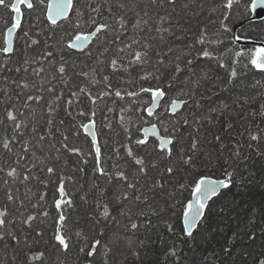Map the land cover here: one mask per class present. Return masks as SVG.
<instances>
[{"label":"trees","instance_id":"trees-1","mask_svg":"<svg viewBox=\"0 0 264 264\" xmlns=\"http://www.w3.org/2000/svg\"><path fill=\"white\" fill-rule=\"evenodd\" d=\"M160 1L157 0L154 4L152 0H76L71 20L76 21V13L82 12L84 15L80 23L83 30L91 29L92 26L86 23L90 17L95 19L99 17L104 22H111L109 31L103 34L107 37L106 46L109 48L106 56L101 57L105 60L103 65L95 62L100 48L92 47L91 57L67 50L60 40L64 33L50 31L41 12L38 16L42 19L38 21L35 17L30 30L33 38L37 32L40 33L37 35L39 43L26 47L24 43L26 39L22 36L19 40L23 43L22 48L18 49L16 55L6 59L9 77L6 84H0V89H3L0 91V120L4 121L0 124V169H3L0 171V210L7 209L9 215H13L18 221L11 223L8 216L5 229H0V232L5 234V238L0 240V264H60L61 261L63 264H89L90 260L96 261L97 255L103 256V248H98L97 255L92 258L78 251L79 247H85L87 252L94 239H100L102 245L106 244L104 239H107V236H100V231L94 232L87 226L82 221L81 213L82 207L87 205L94 212L97 202L102 205L108 202L112 195V187L103 176L95 172L91 138L79 128L81 123L87 122L88 117L79 115V112L84 111L86 114H90L92 110L96 112L94 119L99 126V143L106 149L105 157L101 156V165L107 171H114V164L133 169L138 166L126 156L122 147L129 143L126 128L131 130L135 139L138 134L137 126L142 124L141 117L154 121L139 110L145 106L144 101L149 99L148 94L129 97L125 93L138 91L141 86L166 87L168 83L175 84L173 94L177 100L180 97L189 100L184 104L183 112L187 104L190 102L191 104L185 113L181 111L176 116L165 111L167 105L162 104L163 110L156 121L160 123L161 128L167 127L172 130L175 127L176 132L182 125L184 132L177 136L179 137L177 144L185 155L191 154L188 149L193 138L199 141L197 147H200L203 153H195L199 167L196 176L207 175L213 172V169H218L224 178L226 171L236 168L234 181L241 177L256 181L254 187L248 184L244 191L234 183L230 192L222 193L216 198L211 204L212 212L206 215L199 232L194 234L195 240L184 237L182 223L175 212L165 214L163 217L164 213L159 207L154 206L153 200L147 205L140 204L145 215H137L141 210L133 209V204L136 203L129 206V202L123 205L111 202L109 207L112 215L109 221L116 220L118 227L109 234L108 241L116 249L123 247V252H115L113 259H109L108 253V264H114L115 261H118L117 264H261L264 261V181H262L264 173L255 171L253 166L244 160L242 151L240 158L234 155L237 149L240 151L243 143L264 151L262 145L264 139L257 146L249 136L251 132L264 137V115L261 114L264 106V73L257 72L250 65L244 68L246 60L242 59L240 64L234 63L235 51L230 47L232 43L230 38L233 34L224 33L219 26L224 11L221 7L223 0L183 1L182 5H188L187 8L183 7L188 19L185 16L176 17V13L165 3L160 7ZM120 4L124 7H120ZM93 9H98V12H94ZM41 10L45 9L41 7ZM240 12L244 17H249V13L246 15L242 8ZM121 18L125 21L124 28L119 25ZM240 18L237 17L234 21ZM10 19L11 17L6 14L0 15V39H3L6 22ZM145 20L147 24L143 23ZM191 20L197 34L201 27L206 26L207 39L213 43L202 46L196 44V39H189ZM137 21H140V27H136ZM234 21L226 23H230L232 28ZM157 28L161 31L157 32ZM163 29H171L172 34L169 35ZM243 32L264 41V21L248 24V28ZM133 39L140 41V44H133V48L138 51H144V45L149 46L146 50L148 59L151 58L152 62L127 67V53L131 49H125L123 53H118L117 49L124 47L125 44H132ZM218 40L222 43H215ZM101 44L105 45V41L102 40ZM204 47L212 51L218 60L197 58V53ZM252 47V44H248L246 51L253 49ZM46 52H52V55L41 59ZM121 57H124L121 62L125 64L127 70L121 68L113 72L108 66L110 60L112 58L119 60ZM188 59H192L191 65L186 64ZM25 61L29 63L26 65ZM174 61L180 64L182 71H175ZM61 63H64L66 69L63 76L58 72ZM221 63L224 67L220 66ZM17 67H20L21 71L16 72ZM25 67L27 71H24ZM41 67L43 71L39 75L34 74V70ZM231 67L236 68L238 75L232 84L225 88ZM205 72L208 74L207 79L202 78ZM80 73H88V76ZM150 73L158 75L160 79L158 81L140 79L141 76ZM105 75L110 78L112 91L120 90L124 99L111 95L98 100L93 106L85 94H79V89L84 87L93 95L107 90L103 81ZM163 75H166V83L162 82ZM24 82L29 84V88L20 86ZM49 88L53 91L49 92ZM73 92L78 93V96L74 97ZM58 94H62V98L53 104L52 101ZM29 96H41L43 99L39 102L28 101ZM68 100H72L73 103L68 105ZM50 104L53 108L51 114ZM6 108L15 110L17 122L21 123L19 130L14 129L12 122L6 120L4 111ZM178 120L181 121L180 124L177 123ZM185 120L188 121L187 124L184 123ZM42 123H45V127L41 132L39 127ZM33 128L36 129L35 132ZM77 131L81 134L76 135ZM13 136L16 139L10 145L12 151L8 152L3 148V141L5 137L11 139ZM41 136L44 139H41ZM64 136L68 139L64 140ZM25 141L29 149L27 153L23 152L22 147ZM65 143L69 147L79 148L81 154L68 152L63 147ZM131 146L138 154L146 156V152H140L134 143ZM117 149L122 159H117ZM20 156H23V159L16 164ZM260 158L264 161V157ZM209 161L212 162L211 165ZM12 167L17 169L16 179L7 175ZM48 167H53L56 174L49 175L46 171ZM175 167L178 169L180 165L177 163ZM161 171L162 169L155 176L141 181V189L145 195L151 193L148 192V187L154 179L164 178L163 182L168 181L171 188L178 183L190 184L193 179L189 174L178 172L175 178L169 181L166 176L160 175ZM252 172H255V178L250 175ZM25 175H29L30 179L24 180ZM59 176H63L65 189L73 201V207L63 209L68 216L66 234L72 237L73 242L71 251L67 254L52 246L55 244L52 236L58 218L53 198L54 195L57 198L59 195L55 191ZM42 181H47V184ZM100 189L104 190L102 196ZM8 191L14 196L11 202L7 200ZM82 196L86 197L87 203L81 199ZM189 196L190 188L186 189L179 199L184 201ZM215 203L217 205L213 207ZM118 208L125 212V215H121L116 210ZM129 209L130 217L127 215ZM44 211H48V217L42 215ZM153 211L155 214H152ZM29 215L36 216L32 227L21 222ZM132 222L138 224L136 230L130 229ZM168 224L173 225L174 233L168 232ZM37 230L43 232L42 237L36 236ZM75 231H83L88 243L77 240ZM9 232L12 235H9ZM13 236L16 239H13ZM17 240L20 243H17ZM107 246L111 250L115 249L113 246ZM173 247L177 249V257H171L169 254ZM39 251L45 252L44 261H31L30 256ZM186 252H190V255H186Z\"/></svg>","mask_w":264,"mask_h":264},{"label":"snow or ice","instance_id":"snow-or-ice-1","mask_svg":"<svg viewBox=\"0 0 264 264\" xmlns=\"http://www.w3.org/2000/svg\"><path fill=\"white\" fill-rule=\"evenodd\" d=\"M155 4L157 0H152ZM164 0H161L160 7H163ZM166 3L173 8L178 3V0H166ZM120 7H124L123 4L119 5ZM43 7L45 9L44 19L47 21L48 29L62 31L64 33L61 36L60 40L64 44V47L69 50H75L78 53L86 54L88 56H92V47L100 48L99 56L95 57V62L97 64L103 65L105 64V60L101 59V57L106 56L109 51V48L106 46L107 37L102 36V33H107L109 31L110 26L104 23H97L95 18L90 17L87 24L91 25L90 30H83L80 19L83 17L82 12H77V20L72 21L71 15L75 11V0H0V8L10 9V16L11 19L6 22L8 26H6V31L4 33L3 41L0 43V54H3L5 58H11V56L15 53L16 48V40H17V33L19 32L22 34L26 40L24 41L26 47H31L33 45H37L39 40L33 38L30 35L29 30L22 29V21L24 20L26 15L35 14L38 9ZM184 8H187L188 5L184 4ZM223 12V17L219 21V26L224 33L232 32V28L230 27V23H226L230 21V16H237L242 15L239 9H243L245 13H252L255 12L258 8H264V0H224L221 5ZM236 8L237 12H233V9ZM94 12H98V9H93ZM111 11V8H109ZM36 19L39 21L40 17L37 16ZM164 18H161L163 20ZM143 23L147 24V21H143ZM71 25V27H69ZM119 25L121 28L125 27V21L123 18L119 20ZM136 27H140V21H137ZM157 32H160L161 29L157 28ZM171 35V29H163ZM40 33L37 32V35ZM219 34V33H217ZM163 39V36H161ZM247 37L242 35H234L232 43L236 44V42L245 40ZM105 41V45L101 44V41ZM196 44L206 46L207 44L213 43L207 39V30L206 26L201 27L198 34H196ZM113 43H117V41H113ZM215 43H222V41H215ZM133 44H140V41L133 39L132 44H125L124 47H118L117 52L123 53L125 49H131L127 53V67H131L133 65H144L148 61V52L147 48L148 45H144V51H138L133 48ZM91 46V47H90ZM52 52H46L44 59L47 56H51ZM197 58H205L207 60L217 59L212 51H209L207 47L202 48L197 53ZM234 63L240 64L243 60H246L247 63L243 64L244 68H248L249 65L252 69L256 70L257 72L264 73V43L261 46L255 49L245 50L243 48H239L234 53ZM124 60V57H121L119 60L116 58H112L108 66L111 68L113 72L120 70L121 68L127 70V67L121 61ZM163 63V61H160ZM29 62L25 61L27 65ZM193 63L192 59H188L186 61L187 65H191ZM175 71L180 72L182 71L181 66L178 62H175ZM221 67L224 65L221 63ZM8 63L7 62H0V73L8 71ZM27 67L24 68V71H27ZM65 65L61 63L58 72L63 76L65 73ZM16 72L21 71L20 67L15 69ZM43 71V68L35 69L34 74L39 75L40 72ZM80 75L88 76V73H80ZM237 70L235 67H231L229 79L226 82L224 87L226 88L227 85L232 84L233 80L237 78ZM203 79L208 78L207 72L204 73ZM109 76H103V81L106 84L107 90L98 93L97 95H93L88 89L81 87L79 89V94H85L87 98L91 101V104L95 106L98 100H102L104 97H108L114 95L120 99H124V95H122L120 90L112 91V85L109 82ZM143 81H149L150 79L159 80L160 77L155 74H147L140 77ZM21 87L27 89L29 88V84L24 82L20 85ZM171 87V85H168ZM41 91L43 88L41 87ZM3 91V89H0ZM49 92H52L53 89L49 88ZM129 97H137L141 96V94H148L149 99L144 101V107L140 108L139 110L146 113L147 117L153 118L158 120L160 118V114L156 111L157 108L161 107V101H163L167 95L164 87L159 85L153 86H141L138 91H128L125 93ZM72 95L74 97L78 96V93L73 92ZM62 98V94H58L52 103H57L59 99ZM43 97L41 96H29L27 97L28 101L35 100L39 102ZM187 101H179L177 99H172L169 102H166L167 107L164 109L165 111H171L172 114H175L176 111L181 107L183 103ZM73 103L72 100H68L67 104L71 105ZM5 118L7 121L12 122L14 129L19 130L21 128V123L18 121V116L14 109L9 110L5 109ZM53 111L51 104L49 105V113ZM112 111V109H109ZM124 111V110H122ZM262 115H264V106H262ZM79 115L88 117L86 123H81L79 128L83 130V133L86 136L91 137V147L94 149V158H95V172H98L100 176H103L108 185L112 187V195L109 197L108 202H104L102 205L97 202L95 204V211L90 214V219L95 224H100L102 221L108 220L112 212L110 210L109 204L114 202L118 205H123L125 202L130 203H138L147 205L149 201V197L145 195L144 191L141 189V181L146 180L150 177L152 169L160 171V175L162 177L167 178V180L171 181L175 178V174L178 172L189 174L193 177L190 184L186 183H178V185H173L172 188H167L164 182H161L160 179H154L151 185L148 187V192L154 191H164L167 193L169 198L174 199V207L175 205H179V220L182 223V229L184 233V237L189 240H195L196 235L200 228L203 225L204 220L206 219V215L212 212L211 204L214 203L215 198L220 197L222 193L227 194L232 189L234 183L239 186L241 191H244L248 184L253 183L252 180H248L247 177H241L239 180L234 181V176L236 175V168H233L231 171H226L224 174V178L216 179L213 178L211 175H200L196 176V173L199 171L198 164L195 159V153L198 151V143L199 141L196 138H193L192 143L189 146L188 151L191 154L185 155L182 151L177 152L175 157L173 156L174 153V146L179 142V137L176 135L177 129L173 127L170 131L167 127L160 128L158 127L157 123L152 122L151 120L145 119L141 117L142 124L137 126V135L135 139H133V134L130 129L126 128L127 132V140L129 143L122 145L125 149L126 156L130 158V160L134 163L135 167L133 169L124 168L120 165H113L114 171H107L101 165V145L99 143L97 137V130H96V122H95V115L96 112L92 110L90 114H86L84 111H80ZM255 115V113H253ZM121 121H123V116H121ZM4 123L3 120H0V124ZM51 121H49V124ZM63 123V121H61ZM185 124L188 123L187 120L184 121ZM107 127H111L107 125ZM231 127V125H229ZM33 132L36 131L35 128L32 129ZM51 130L49 129V134ZM163 133V134H162ZM23 135V133H20ZM76 135H80V131L75 133ZM250 140L256 142L258 146L264 137L261 136L259 133H249ZM150 137H154L155 140L150 143ZM16 137L13 136L11 139L8 137L4 138L3 141V148L8 152L12 151L10 145L15 141ZM41 139H44L41 136ZM68 137L64 136V140H67ZM219 139V137H217ZM158 141V143L156 142ZM135 144L137 149L140 152H146L145 155L138 154L137 151H134L131 144ZM23 152L27 153L29 151L27 147V141L22 145ZM63 147L68 150L70 153L81 154V150L75 147H69L68 144H63ZM252 147V145H249ZM35 154H33L34 157ZM237 158L241 157L240 151L237 149L234 153ZM256 155L258 157H264V151H260L259 147H257ZM116 157L117 159H122L119 155V149L116 150ZM20 159H23V156H20L16 160V164L20 163ZM247 159V157H245ZM87 163V161H84ZM179 164L180 167L177 169L175 164ZM211 165V161L208 162ZM3 171V169H0ZM31 170L29 169V172ZM49 175L56 174V170L53 167H48L46 169ZM9 177L13 179L17 178V169L12 167L7 172ZM251 176L255 178V172L250 173ZM30 176L25 175L24 180H29ZM37 179H39L37 177ZM59 183L55 189V191L59 194L58 198L54 195L53 204L55 209L57 210L58 218L55 221V231L53 233L52 239L55 241V244L52 246L57 248L63 254H67L71 251V247L73 246L72 237L66 234L67 230V221L68 216L64 212V207H73V201L69 198V194L67 193L64 185V178L63 176H59ZM71 179V178H69ZM264 181V178H262ZM42 183L47 184V181H42ZM98 187V186H97ZM190 188L191 196L186 201H181L179 197L183 194V192ZM103 189H100L101 196L103 195ZM7 200L9 202L14 200V196L11 191L6 193ZM43 199V196L41 197ZM82 200L87 203L86 197H81ZM102 209V210H101ZM120 212L121 215H125V212L121 211L119 208L116 209ZM223 211V209H220ZM152 214H155L153 211ZM44 217H48V211H44L42 213ZM127 215L131 216V209H129ZM137 215H145V213L141 210L137 213ZM9 216V212L7 209L0 210V229H5L6 218ZM36 220L35 215H29L21 222L27 224L29 227H32V222ZM14 223L15 221H11ZM138 228V224L136 222H132L130 224L131 230H136ZM169 233H174V227L172 224H168L167 226ZM9 235H12L10 232ZM100 236L104 235L103 230L101 229L99 232ZM37 237H42L43 232L37 230L36 231ZM75 237L77 240H82L85 243H88L87 236L83 233V231H75ZM5 238L4 232H0V240ZM13 239H16L13 236ZM235 242V241H233ZM17 243H20L17 240ZM27 243V241H25ZM143 246V242H141V247ZM98 248H103V257L102 262L100 264H108V253L111 251L108 246L102 245L100 239H94L90 246L88 247L87 252L85 251V247H79L78 251L81 254H85L87 257L92 258L97 255ZM139 255V253H136ZM169 254L171 257H177L178 252L175 247L169 250ZM31 261H41L43 262L45 259V252L39 251L34 253L29 258ZM63 264V261L60 262ZM89 264H98L95 260H90ZM264 264V261L261 262Z\"/></svg>","mask_w":264,"mask_h":264},{"label":"rangeland","instance_id":"rangeland-1","mask_svg":"<svg viewBox=\"0 0 264 264\" xmlns=\"http://www.w3.org/2000/svg\"><path fill=\"white\" fill-rule=\"evenodd\" d=\"M183 1H187V0H179L178 1V3L176 4V6L173 8L172 6H169L167 3H166V0H164V3L166 4V5H168V7L169 8H171V10H173V12L174 13H176V17L177 16H185V18L186 19H188V16H187V13H185V12H183V5H182V3H183ZM161 2V1H160ZM242 2H243V0H242ZM163 3V4H164ZM185 10V9H184ZM239 11H240V9H239ZM40 12L41 13H43V14H45V10H41V8L40 9H38V11L35 13V14H31V15H26L25 16V18H24V20H23V24H22V29L23 30H31V23H32V21L34 20V18L35 17H37L38 16V14H40ZM233 12H237V9L236 8H234L233 9ZM1 14H6V15H8V17L10 18L11 16H10V9H4V8H0V15ZM246 15H248V13H246ZM251 15H252V13H249V17H244L243 15H238V16H230V21H234L235 20V18H237V17H241L240 19H238L237 21H234V23H233V26H235L236 27V29L238 30V31H245L247 28H248V24H246L247 22L246 21H248L249 19H250V17H251ZM243 16V17H242ZM29 17V18H28ZM28 18V19H27ZM40 19H42V18H40ZM45 20V19H44ZM45 22H47L46 20H45ZM194 24L192 23V20H191V22H189V31H188V33H189V39H191V40H195L196 38V34H197V32H196V28H195V26H193ZM244 35H246V37L247 36H249V34H246V33H244ZM23 35L22 34H20L19 32L17 33V40H16V48H15V53L13 54V55H16L17 54V51H18V49H21L22 48V46H23V43L22 42H19V40H20V37H22ZM24 37V36H23ZM249 37H251V36H249ZM25 38V37H24ZM35 38L37 39V34L35 35ZM26 39V38H25ZM1 41H3V39H0V42ZM12 55V56H13ZM6 59L7 58H5L3 55H1L0 54V62H6ZM149 62H152V60H151V58L150 59H148V61H147V63H149ZM165 68H168V67H166L165 66ZM13 76H15L14 74H12ZM8 77H9V75H8V72L7 71H5V72H3V73H0V84L2 85V84H6V80H8ZM168 77V76H167ZM165 78H166V75H163V77H162V82L163 83H166V81H165ZM12 79H15L14 77H12ZM161 82V83H162ZM168 85H171V87H168ZM164 87V86H163ZM175 84H173V83H168V84H166V87H164V89H165V91L167 92V96H168V98H167V100L165 101V103L163 102V104H166V102H169L170 103V101L172 100V99H177V97H175V94H173L174 92H175ZM180 88V87H179ZM179 98V97H178ZM179 100H183V101H189L188 99H186V98H183V97H180L179 98ZM191 104V102L190 103H188L187 104V107H186V109H185V111L183 112L182 111V113H185L186 111H187V108H188V106ZM167 105V104H166ZM163 110V108H161L159 111H158V113H160L161 111ZM169 113H170V111H169ZM181 114V113H180ZM170 115H172L171 113H170ZM172 116H176V115H172ZM178 118H179V116H177ZM153 119V118H152ZM153 121L155 122V123H157V125H159V127L161 128V125H160V123L158 122V121H156V119H153ZM179 121V120H178ZM178 124H180L181 123V121H179V122H177ZM44 127H45V123H42L41 125H40V127H39V131H41L42 132V130L44 129ZM28 130V129H27ZM26 130V131H27ZM96 130H97V133L99 132V126H98V124L96 123ZM108 130V129H107ZM179 131L178 132H176V135L178 136V135H182V133L184 132V129H183V127H182V125H181V127H179V129H178ZM110 131H112V130H110ZM171 131V130H170ZM101 133V132H100ZM105 135H107V134H105ZM98 136H99V133H98ZM107 139H108V137H107ZM155 140V138H153V139H151L150 140V143L151 142H153ZM157 143H158V141H156ZM262 145L264 146V140L262 141ZM241 149H240V152L242 151V153H244V156L245 157H247V159H244L247 163H250L252 166H253V168H254V170L255 171H260V172H262V173H264V161L260 158V157H258L257 155H256V152H257V149H256V147H253V145H252V147H249V145L248 144H245V143H243V144H241ZM177 152H180V146L178 145V144H176L175 146H174V153H173V156L175 157V155H176V153ZM105 153H106V149H103L102 147H101V156L102 157H105ZM202 154L203 153V151L200 149V147H198V151H197V154ZM203 161H204V159H203ZM151 171V174H150V177H153V176H155L157 173H158V170H155V169H152V170H150ZM207 175H211L213 178H223L222 176H221V173L219 172V170L218 169H213V172H210V173H208ZM163 179L164 178H162L161 179V182H163ZM167 179V178H166ZM252 181H253V183H251V184H249L250 186H252V187H254L253 186V184H254V182L256 181V180H254V179H252ZM166 187L167 188H170L171 189V184L167 181L166 183ZM169 184H170V186H169ZM222 195V194H221ZM147 196L149 197V201H148V203H150L152 200V202H153V204H154V206L155 207H159L160 209H161V212H163L164 214L162 215L163 217L165 216V214H169L170 212H175L176 214H177V217L179 218V207H178V205H175V207H174V199L173 198H169L168 196H167V193L166 192H164V191H162V190H160V191H154V192H151V193H148L147 194ZM190 198V196L188 197V198H186L184 201H186V200H188ZM130 203V202H129ZM133 203H130L129 204V206H131ZM215 205H217L216 203L213 205V207H216ZM141 205L140 204H138V203H136V204H133V209H137V210H141ZM81 211V210H80ZM93 211L91 210V207L90 206H85V207H82V213H81V216H82V221H84L86 224H87V226H89L94 232H96V231H100L101 229L103 230V232H104V236H107V239H104V241H105V243L107 244V245H109V246H113V245H110V243H109V241H108V236H109V234H111L114 230L116 231L117 230V227H118V223L116 222V220H115V222H110L109 221V219L108 220H106V221H102L100 224H95L91 219H90V214L92 213ZM166 215V216H167ZM9 219H10V222L11 221H13V220H15V218L13 217V215H9ZM18 220L16 219L15 220V222H17ZM14 222V223H15ZM12 223V222H11ZM30 232H32V231H30ZM114 250H111L110 252H109V259H113V257L115 258V255H114V253L116 252H123V247H119L118 249H116V247L115 246H113L112 247ZM186 255H190V252H186ZM185 255V256H186ZM102 254L101 255H97L96 256V261L97 262H102ZM112 262H113V260H111ZM118 263V261H115L114 262V264H117Z\"/></svg>","mask_w":264,"mask_h":264},{"label":"flooded vegetation","instance_id":"flooded-vegetation-1","mask_svg":"<svg viewBox=\"0 0 264 264\" xmlns=\"http://www.w3.org/2000/svg\"><path fill=\"white\" fill-rule=\"evenodd\" d=\"M178 1H179V0H178ZM223 1H224V0H223ZM75 6H76V0H75ZM75 8H76V7H75ZM223 12H224V11H223ZM96 21H97V23H104V24L109 25L110 27L112 26V25H111V22H110V23L104 22V21L101 20L99 17H98V19H96ZM263 21H264V20H262V21H258V22H263ZM246 22H247L246 24H250V23H258V22H250V21H246ZM22 24H23V21H22ZM6 26H8V25H6ZM4 30L6 31L5 28H4ZM231 33L233 34V35L231 36V38H230L231 41L233 40L234 35H242V36H245V37H246V35H244V32H243V31H238V30L236 29L235 26H232V32H231ZM103 34H104V33H102L101 35L103 36ZM248 41L264 42V41H259V40L255 39V38H253V37H249V36H247V39H245V40H241V41H238V42H236V44L231 43V44H230L231 50L236 51V50H238L239 48H243V49L246 50L247 45L249 44ZM0 43H2V41H1ZM90 47H91V46H90ZM252 48L255 49V48H257V46L253 45ZM1 55H3V54H1ZM242 61H243V60H242ZM241 63H242V62H241ZM166 98H167V95H166Z\"/></svg>","mask_w":264,"mask_h":264},{"label":"water","instance_id":"water-1","mask_svg":"<svg viewBox=\"0 0 264 264\" xmlns=\"http://www.w3.org/2000/svg\"><path fill=\"white\" fill-rule=\"evenodd\" d=\"M262 20H264V8H258L255 12H252V15H251V17H250V19L248 20V21H250V22H258V21H262ZM248 43L249 44H252V45H255V46H257V47H259V46H261V44L262 43H264V42H255V41H248ZM73 51H75V50H73ZM165 99H166V97H165ZM164 99V100H165ZM164 100L163 101H161V105L163 104V102H164ZM179 101H183V100H179ZM184 104L185 103H183L182 105H181V107L176 111V113L175 114H172L171 113V111H170V113L172 114V115H176L177 113H179V112H181L182 110H183V108H184ZM162 108V106L161 107H159V108H157V112L160 110ZM158 127H159V125H158ZM163 134V133H162ZM89 137V136H88ZM97 137H98V135H97ZM91 138V137H90ZM154 137H150L149 139L151 140V139H153ZM98 140H99V137H98ZM216 179H222V178H216ZM218 198V197H217ZM216 199V198H215Z\"/></svg>","mask_w":264,"mask_h":264}]
</instances>
